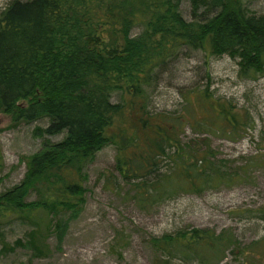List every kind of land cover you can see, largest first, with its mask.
I'll return each mask as SVG.
<instances>
[{
  "label": "trees",
  "instance_id": "16d2710c",
  "mask_svg": "<svg viewBox=\"0 0 264 264\" xmlns=\"http://www.w3.org/2000/svg\"><path fill=\"white\" fill-rule=\"evenodd\" d=\"M189 1L191 20L180 10L182 0H12L1 11L0 109L15 120H48L35 130L43 146L28 159L24 179L0 194L3 252L26 247L40 257L50 251V234L63 240L69 225L60 213L77 212L87 192L86 164L108 145L117 149L120 180L144 200L227 185L247 173L251 161L230 170L210 148L185 144L181 136L195 123L237 139L249 128L248 111L208 89L197 93L199 115L150 108L161 70L186 50L228 54L245 75L264 76V14L249 11L244 0ZM203 7L213 15L200 12ZM13 214L48 218L25 243L11 246L2 221ZM263 241L254 240L246 252ZM149 243L158 264H218L230 247L241 248L232 232L206 228L153 236Z\"/></svg>",
  "mask_w": 264,
  "mask_h": 264
},
{
  "label": "rangeland",
  "instance_id": "374dc122",
  "mask_svg": "<svg viewBox=\"0 0 264 264\" xmlns=\"http://www.w3.org/2000/svg\"><path fill=\"white\" fill-rule=\"evenodd\" d=\"M12 0H0V13ZM249 11L264 14V0H244ZM180 10L186 19L194 14L189 0H182ZM208 15L205 7L200 9ZM135 28L134 32H139ZM208 89L220 100L231 102L241 112L250 114L249 128L243 136L230 139L219 132L188 124L182 142L215 153V161L231 169L251 161L247 173L238 181L199 192L181 191L159 201L144 200L120 180L116 168L117 149L108 145L96 153L85 167L87 192L77 212L63 210L68 229L62 241L57 233L49 235L48 255L36 257L26 247L3 252L0 242V264H158L157 252L150 245L153 236L193 228L211 229L216 233L232 232L241 248L230 247L218 264H252L264 261V241L254 248L246 246L264 237V76L253 78L241 72L238 59L225 54L206 57L202 51L186 50L167 64L150 88V108L155 112L199 115L201 99ZM115 100L118 96L115 95ZM47 119L27 122L15 120L0 109V194L21 183L28 159L43 146L36 135L45 128ZM201 129V130H199ZM58 141L62 135L47 136ZM209 150V149H208ZM167 169L165 162L162 163ZM163 168V169H164ZM37 193L29 197L35 200ZM36 219L13 214L2 221L5 242L14 246L27 241ZM174 262H179L175 260ZM173 263V262H172Z\"/></svg>",
  "mask_w": 264,
  "mask_h": 264
}]
</instances>
